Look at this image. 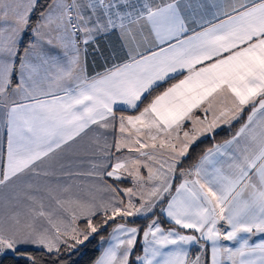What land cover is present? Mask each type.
Wrapping results in <instances>:
<instances>
[{
  "label": "snow or ice",
  "instance_id": "obj_1",
  "mask_svg": "<svg viewBox=\"0 0 264 264\" xmlns=\"http://www.w3.org/2000/svg\"><path fill=\"white\" fill-rule=\"evenodd\" d=\"M0 127V264H264V0H0Z\"/></svg>",
  "mask_w": 264,
  "mask_h": 264
},
{
  "label": "trees",
  "instance_id": "obj_2",
  "mask_svg": "<svg viewBox=\"0 0 264 264\" xmlns=\"http://www.w3.org/2000/svg\"><path fill=\"white\" fill-rule=\"evenodd\" d=\"M157 91L158 92L162 91V89H157ZM249 111L250 109L246 108L244 113H242L240 119L234 121L231 126H224L222 128L217 129L214 139L211 137H205L200 141H198L195 145H193V147L190 149L189 157L184 161L183 166L189 167L191 164L195 163L197 158L204 152L206 148L211 147L215 143H222L224 140L231 138V136L236 132V130H238L241 124L245 122ZM178 180L176 181V183L178 182ZM157 215L158 216L160 215L159 212H157ZM160 219L164 227L167 228L171 226L167 223V221L163 216H160ZM128 222L131 224L134 223L135 225H139L140 227H144L147 224V220L140 218L129 219ZM110 229L111 228L109 227L104 230H101L96 235L95 239L91 240V242L87 244L86 248L81 249V252L76 253V255L72 257V259L76 261V264H92L95 258L100 255V251H99L100 238L104 237L110 231ZM29 251H31L34 256L41 258V264H47V258L44 257L43 253L37 252L35 249H29ZM196 251L198 250L195 249L193 255L196 254ZM137 254H139V243L137 245ZM5 264H28V261L27 260L13 261V259L9 257L8 261H6ZM204 264H208L207 259L205 260Z\"/></svg>",
  "mask_w": 264,
  "mask_h": 264
},
{
  "label": "crops",
  "instance_id": "obj_3",
  "mask_svg": "<svg viewBox=\"0 0 264 264\" xmlns=\"http://www.w3.org/2000/svg\"><path fill=\"white\" fill-rule=\"evenodd\" d=\"M107 56H108L107 52H103V55H100V54L90 55V57H89V74L90 75L93 74L94 71H102L103 70V67L106 66L104 64V61L107 58ZM125 114H130V113L125 112ZM222 127H224V126L222 125L220 128H222ZM91 138H92V134L90 133L89 136L86 137L85 140L82 142V145L87 144L91 140ZM203 138H205V137H202L201 139H203ZM108 139H109V141H111L113 139V137L109 136ZM3 146H4V130L2 127H0V147H3ZM90 156H91V153L85 151L82 146H77L73 150H70L68 153V157L73 159L74 164L79 165V167L74 168V170L80 171V172H87L88 171L87 166L91 162ZM77 182L79 183L80 181H77ZM83 183L87 184V183H90V181L85 180V181H83ZM107 183L113 184V186H115V184L112 182L111 179L107 180ZM177 183H179V180ZM120 186L121 187H128L131 185L126 182L124 184H121ZM130 219H134V218H130ZM120 222H123V221H120ZM110 231H111V229H110ZM109 232L104 236L105 239H107ZM224 243L227 246H236L234 242H224ZM195 249H197L198 251H196V254L193 255V252L195 251ZM199 250H200V248L198 246H192L190 248V251H189L190 257H195L197 254H199L200 253ZM206 259L208 260V264H210V253H209L207 248L205 249L204 255H203L204 262Z\"/></svg>",
  "mask_w": 264,
  "mask_h": 264
}]
</instances>
